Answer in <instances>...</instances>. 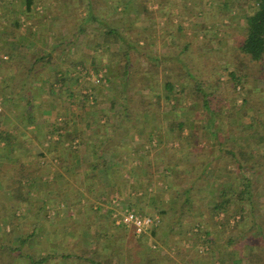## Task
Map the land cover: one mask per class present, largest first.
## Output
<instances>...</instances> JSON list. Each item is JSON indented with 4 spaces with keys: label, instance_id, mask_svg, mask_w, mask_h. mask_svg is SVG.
<instances>
[{
    "label": "trees",
    "instance_id": "1",
    "mask_svg": "<svg viewBox=\"0 0 264 264\" xmlns=\"http://www.w3.org/2000/svg\"><path fill=\"white\" fill-rule=\"evenodd\" d=\"M63 1L66 2L63 4V9L64 11L67 10L65 16L68 23H74V26L71 27L72 29L79 28L80 32L89 34L90 29L96 26V29L98 28V33L95 34L97 48L103 46L111 47L113 45L121 46L120 50L117 49L110 53L112 62L116 66L121 65L124 73L121 78L110 80L114 83H120L119 97L111 102V108L114 109L118 104L121 108L124 107L123 111H117L118 113L109 115L110 120L117 119L119 121L118 124H112L114 130L119 126L123 114H125V118L131 116V109L127 106L128 102L125 98L126 93H130L134 103L138 104V108L135 110L137 123H140V126L144 125L139 130L148 131L149 139L152 140L151 135H161L160 127L165 123L168 127L166 132L168 131L170 136L169 141H173L175 135H178L176 139L181 145L179 149L174 150V153H170L167 148L164 151H160L161 153H157L155 159L157 162L158 159H163L162 168L160 169L159 165H157L156 169L151 171L152 166L147 163L145 164L147 172L140 179L142 183L146 184L144 188L148 189L155 181V177H158L161 173L172 178L171 184L174 192L170 196L168 205L165 207L160 205L161 200L157 191L150 194V202L146 205L157 208L153 216L157 217L159 221L156 220V223L151 226L148 233L144 234L142 238L146 235L155 238L164 229L167 232L166 238L168 241H166L169 247L175 251L176 256L174 258L172 257L171 259L169 256L159 255L157 248L146 242L144 243V239L137 244L136 241L139 237L121 239L118 235L126 225L116 224L115 221H112L114 225L113 232L110 235L105 230H96L95 232L85 230L82 247L65 257L73 259L74 264H182L185 256H187L191 264H200V262H197L198 250L196 249L194 253H191L189 251L191 247L184 246L182 243L186 232H190L195 235L196 241L202 243L207 248L206 250L215 255V257H218V236L222 234L226 236L227 234L226 237L228 238L223 256L219 258L216 264H264V255L255 247L256 242L252 240V236L245 238L239 243L238 237L235 236L236 232L243 233L246 231L245 233H247L248 231L253 232L256 230V227L250 224L249 219L250 213L253 211V176L264 177V89L244 87L240 92L243 104L238 109H234V112L232 111L233 113H230L228 117H225L220 114V110L224 108H219L222 100H219L220 97L214 98L215 91L211 89V85L203 84L201 80L196 81L195 85L190 88V93L187 94V81L184 78H194L188 66L182 64L179 60L177 62L164 63L160 60V57L155 56L150 61L154 62L157 67L151 68L153 72L149 75L142 74L138 87L132 91V87H129V79L135 61H131V57L134 54L144 57V53H140L139 49L135 48L133 39L128 35V29L131 28L132 30L133 26L138 25V10L125 11L123 8L127 6V3H123L122 0H116L120 6L125 5L121 11L123 14L120 15L123 17V24L117 25L116 23L111 24L91 12L92 0ZM251 2H254L256 7L253 12L247 13L245 16V25L242 26L244 35L239 45V53L249 56L253 61L259 62L261 73H264V0H193L194 4L198 3L201 5L200 18H202L201 22L204 27L208 24H214L215 21H223L239 5L248 6ZM21 3L23 6L20 13L32 12L36 4L35 0H21ZM65 4H67L66 8ZM213 5L215 7L212 9ZM147 7L145 4L144 9H147ZM80 9L87 10L88 13H82L83 15L81 14L77 18V15L80 14ZM14 10L16 13L19 12L17 8H14L13 13ZM183 10L185 11V9ZM78 19L80 22H78ZM11 22L14 27L25 30V21H21L20 18L11 17ZM65 26L66 24L62 26L63 29ZM178 28L182 31V24ZM223 30L225 31V28ZM204 35L210 38L207 32ZM0 41L5 42L1 37ZM239 53H236V56H239ZM97 58L98 56L95 55L88 60V65L93 67L96 73H98L99 63ZM78 60L73 59L70 63L72 67H68L69 69H66V71L65 69H58L55 72L50 71L45 75L46 78L43 82H49L52 87H57V89H60L62 85L67 86V98L72 100V103L78 100L79 107L82 109L87 107V100L90 98L92 90L87 91L86 95L77 97L76 100L74 87L67 85V82H71L72 79H80L82 76L76 75V72H80L79 66L84 67L87 69V73L91 74L88 66L84 65L86 60L83 58H78ZM36 62L43 63L44 67L49 66L53 62L52 52L41 53L37 57ZM228 62L232 61L228 60ZM232 64L233 67L227 69L228 75L229 79L233 81L234 87H237L242 83L244 75L239 71L234 61ZM242 64L247 69L245 63ZM66 72H71L69 77L66 76ZM245 74L247 77L251 73L248 74L246 72ZM59 82L62 83L61 86H56L55 84ZM114 88H118L117 85ZM129 90L130 92H128ZM189 99L205 112V128L214 130L212 132L215 133L216 142L218 141L217 149L211 153L207 161H191L192 153L200 152L198 144L188 149L187 145L180 141L181 139L179 138L185 129L189 127V133L187 134L189 138L195 134L188 118L183 119L180 117L184 108H187V100ZM152 105L156 107V110H152ZM29 110L32 113L34 109L31 108ZM169 111H172L173 115ZM164 112H166L165 115H163ZM56 115V122L44 127V129H47L46 135H50V138L46 139V141L51 147L49 150H51L50 153H53L52 157L60 160L58 153L75 151L72 144L74 138L70 139L69 145L62 143L65 135L68 133L72 135L79 134L70 127L73 122L72 117L67 115L59 123L58 116L62 115V113H57ZM166 116L169 117L167 122L164 120ZM246 119H248V122ZM152 120L156 121L155 125L150 123ZM2 123L3 121L0 119V199L3 197L5 187L3 177L6 172L10 171L9 168L14 170V175L10 179L16 185V187L11 189V193L14 198H20L26 189L24 180L33 181L34 173L40 168V163L45 162L43 159L47 156L45 153L29 156L28 159H33V161L26 165L15 153L20 145L18 135H24L22 134L23 132L20 130L19 133L11 131L8 128H4ZM216 123L221 131L228 123V133L219 131L216 128ZM158 124L159 126H157ZM131 127L135 131L138 129L134 125H131ZM139 134L142 135V133ZM53 135H57L58 138H53ZM234 138L235 140H233ZM19 159L22 161L18 170L16 166L14 167V164ZM66 162L62 168L67 173L70 169V162ZM67 167L68 169H66ZM198 179L203 180L205 185L203 184L199 187L196 184ZM212 179V183L217 184L215 189L209 188V181ZM207 182L209 183L207 184ZM196 185H198L197 188ZM75 194V197L71 199V204L73 205H76L81 200L80 194L78 192ZM137 208L142 209L143 207L139 205ZM87 210L89 211V208ZM139 212L141 211L139 210ZM33 233L26 237H17L16 240H19V243L15 247L1 242L2 239L0 237V253L2 255L0 264H13L22 257L24 258V246L33 236ZM259 233L264 234L262 231ZM262 237L263 235L260 238ZM107 239L111 240L110 246L105 241ZM199 254L200 256L202 255L201 251ZM50 257V255L42 258L28 256L30 264H42L45 262L47 264V260Z\"/></svg>",
    "mask_w": 264,
    "mask_h": 264
},
{
    "label": "rangeland",
    "instance_id": "2",
    "mask_svg": "<svg viewBox=\"0 0 264 264\" xmlns=\"http://www.w3.org/2000/svg\"><path fill=\"white\" fill-rule=\"evenodd\" d=\"M35 2L36 4L32 12L20 13V10L23 6L21 0H0V29L1 31H9V29H12V32L15 33L14 35L16 37V41L12 43L14 47L12 52L13 55H15V58L9 60V56L2 55L3 61H8L3 63L6 64L7 67H10L12 72H15L16 70V72L21 73L20 75L15 74L16 76L9 81L13 85L12 92L19 93L18 85H20L23 81L24 84L27 82V84L30 83L34 85L37 78L38 80H45V75H47L50 71L55 72L58 69H65L66 71V69H69L68 67H72L70 63L73 59L76 61H79L78 58L85 59L86 61L84 65L88 66L89 73L91 74L87 73V69L79 66L78 68L80 72H76V75H79V77L80 75L82 76L80 79H72L71 82H67V85L74 87L76 91V100L77 97L86 95L87 91L89 92L92 90L90 92L91 96L87 100V107L80 109L78 100L75 103H72L73 101L69 100L66 95L67 86H61L62 83L59 82L55 84L56 86L59 85L62 88L57 89V87H52L49 82H43L45 88L42 93L49 95V97H52L53 99L57 98L59 102H62V104L66 106V108L61 110L62 115H59L58 117L60 119L62 118V120H59V123L63 121L66 115H69L73 118V122L70 124V127L71 129L75 128L74 131L79 135H130L131 137L134 136L136 139H139L140 137L137 138V136L140 135L139 133H142L143 139L140 141V143L142 142L143 148L141 149L140 154H142V158L144 157L143 160H145V164L151 163L152 166L154 163L151 171H154L157 165H159L161 169L163 159L160 158L157 162L155 157L157 156V153H161L160 151H164L166 148L167 150L169 149L170 153H174L175 149H179L181 145L176 139L178 135H175V139L173 141H169L170 136L168 135V131L166 132L168 127L164 123L160 127L161 135H151L152 140H150L148 131L144 132L139 130L144 125L140 126V123H137L138 121L135 110H137L136 108H138V104L134 103L130 93H126L125 98L128 102L127 106L131 109V116L125 118V114H123L124 119L121 117V122L119 126L115 128V130L112 124H118L119 121H117V119L113 121L109 119V115L118 113L117 111L121 112L124 108H121L119 104L114 109L111 108V102L113 100H117L119 97L120 83H114L110 80H117L118 78H121L124 73L121 65L116 66L112 62L110 53L117 49L120 50L121 46L113 45L111 47L103 46L101 48H97L95 34L98 33V28L96 29V26H93L92 29H90L89 34L80 32L79 28L72 29L71 27L74 26V23H68L67 17L65 16V12L67 10L64 11L63 9V4L66 3L65 1L35 0ZM137 2L139 5H141V11L138 10V25H135V27L133 26L132 30L129 28L128 35L133 39L134 45L136 46L135 48L139 49L140 53H144V57L137 56L136 54L131 57V61H135L131 69V80L129 79V87H132V91L138 87L140 79L142 78V74L149 75L153 72V69L157 67L154 62L150 61V59L155 56L160 57V60H162L164 63H169L170 61L177 62V60H179L182 62V64L188 66L189 71L193 74L194 78H184V80L187 81V94L190 93V88L195 85L194 83L196 81L201 80L203 84L211 85V89L215 91V94L213 95L214 98L220 97L219 100H222L219 108H224L223 110H220V114L225 117H228L230 113L234 112V109H238V107L243 104L240 92L244 87L264 89V73H261L260 63L251 60V58L247 55L239 53V45L244 35V32H242V26L245 25L246 14L255 10L256 6L254 2H251L248 6L239 5L238 8L231 12V14H228V16L223 19V21H215L214 24H208L205 27L201 22L202 18H200L201 5L198 3L194 4L193 0H137ZM92 3L91 12L97 14L101 19L109 21L111 24L115 22L123 24V17L120 16L123 14V12L121 13L122 8H120V5L116 0H92ZM102 3H105L109 10L102 9ZM108 3L111 6H109ZM145 4L148 6L147 9H144ZM66 7L67 4H65V8ZM214 7L215 6L213 5L212 9ZM14 8H17L19 12L16 13L14 10L13 13ZM183 9H185V11ZM86 12L87 10L80 9V14L77 15V18L81 16L82 13ZM11 17L20 18L21 21H25V30L14 27V24L11 22ZM78 22H80L79 19ZM65 24L66 26L63 29L62 26ZM180 24H182L183 27L182 31L178 28ZM224 28L225 31L223 30ZM205 32L208 33V36L210 35V38L204 35ZM73 33L75 34L72 35ZM209 39L213 40L209 41ZM33 42H35V45ZM41 44L44 45L42 46ZM43 52H52L53 54V62L47 67H44L43 63L41 62H36L37 57H39ZM236 53H239V56H236ZM95 55L98 56V73H96V70L93 67L88 65V60ZM228 60L232 62L234 61V64H237V68L244 75L242 83L237 87H234L233 81L229 79L227 69L232 68L233 64L232 62H228ZM241 62L245 63L247 69L244 68ZM246 72L251 74H247L248 76L246 77ZM70 73L71 72H66L65 74L67 77H69ZM24 74H26V76H24ZM99 74H103V77L100 78V81H97ZM2 84L4 85L5 83ZM116 85L118 88L115 89L114 87ZM29 87L30 85H27V88ZM128 92H130V90ZM151 97L154 98L153 95H151ZM151 108L152 110H156L154 105H152ZM87 111L90 114L88 117L85 116ZM91 111L92 113H90ZM169 112L173 115L172 111ZM182 113L188 118L190 125L194 127L195 131V134L189 138V135L187 134L189 133L190 127L186 128L184 133L179 137L181 139L180 141L186 144L188 149H191V146H195L194 141L196 139L193 138V136L199 137L200 135L215 134L212 132L214 130L205 128V112L196 104H194L191 99L187 100V108H184ZM165 114L166 112H164L163 115ZM4 117L5 113L3 115V119ZM168 119L169 117L166 116V119H164L165 122H167ZM53 121L56 122V119L54 118ZM246 121L248 122V119H246ZM49 122L54 124V122L51 121V117H49ZM150 123L155 125L156 121L154 122L152 120ZM3 124L4 126L6 125L5 127L11 131L19 133V128H17L18 126L15 125V123L8 125L6 122H4L2 125ZM131 125L138 127V129L136 131L134 129L132 130ZM227 125H225V128L223 127L221 131L219 130V126L216 123V128L222 133H228L225 131V129H228ZM157 126H159V124ZM22 132L24 135H29L26 130ZM40 135L41 137H39L38 141L41 140L43 142L45 139L50 138L49 135H46V131H41ZM43 135L46 136L43 137ZM66 135L72 134L68 133ZM211 142H213V145H206L205 149L207 152L200 146L199 142L198 147L200 152H196V154L192 153L191 161H207L211 153L215 152L217 149L216 146L218 141L216 142L215 136L214 140L210 141L209 143ZM46 143L48 142L46 141ZM72 144L79 147V140H74ZM190 144L192 145L190 146ZM140 157H138V160L142 159H140ZM20 159L14 164L16 169L23 160L22 159L20 161ZM50 159L54 161L52 157L46 158L47 161L49 160L48 162L51 161ZM27 161L31 162L33 159H29ZM50 164L51 163L48 165ZM9 170L10 171L7 170L8 172H6L4 177L2 176L5 182L10 181V178H12L14 175V170H11L10 168ZM30 181L31 180H24L25 185ZM167 181H170L169 184ZM212 181L213 179L209 181L210 183L207 182V184H210L209 188L215 189L216 184L212 183ZM153 183L154 186L157 187H155L156 191L158 186L164 187V190L159 188V190L161 189V193L159 192V198L161 200L160 205L165 207L170 203V196L174 192L171 184L172 178H169L167 175L161 173L158 175V177H155V181H153ZM196 184H198L200 187V185H205V182L201 179H198ZM198 185H196V188ZM166 186H168V188ZM208 191H210V189ZM252 193L253 211L250 213L249 220L250 224L256 227V230L253 232L248 231L247 233H245L246 231L243 233L236 232L235 236L238 237V243L245 238L247 239V237L249 238V236H252V240L256 242L255 247L259 249L264 255V234L259 233L260 231L264 232L263 176H253ZM72 206L73 205H71V209ZM1 207L0 215H2L3 218L10 217L13 215L12 213L15 214V218L10 225L3 223L0 220L1 242L15 247L18 245V243H16V239L17 237H20L18 224L21 223V218L20 216H17V214L20 213V208L18 207V209H15L14 212L13 208H10L9 210H3L8 209V207L4 208L2 204ZM67 207H70V205H67ZM88 207L90 209V205H88ZM92 208L93 207H91V209ZM150 208H152L154 211L153 213L149 214H155V209L157 208ZM85 224L89 228H93L94 226L90 223ZM261 235H263L262 238H260ZM166 236L167 232L162 229L155 238L146 235L143 238L139 237L136 242L139 244L144 239V243L146 242L149 245L157 248L159 255H164L166 257L169 256L172 259V257L174 258V256H176L175 251L169 247ZM226 236L223 234L218 236V257H215V255L209 253V251L206 250L207 248H205L202 243L196 241V237L193 235V233L186 232L185 239L182 241V243L184 246L191 247L189 248L191 253H194L196 249L198 250L197 256H199L197 257V262H200V264H216L219 258L223 256V251L228 238ZM140 247L142 246L140 245ZM25 249L26 247H24V251ZM200 251L202 253L201 256L199 254ZM1 256L2 255L0 253V257ZM34 256L37 257L36 255ZM13 264H26V262L19 259ZM182 264H191L187 256H185V260L182 261Z\"/></svg>",
    "mask_w": 264,
    "mask_h": 264
},
{
    "label": "crops",
    "instance_id": "3",
    "mask_svg": "<svg viewBox=\"0 0 264 264\" xmlns=\"http://www.w3.org/2000/svg\"><path fill=\"white\" fill-rule=\"evenodd\" d=\"M122 1L127 3V6L123 8L125 11L141 9L137 0ZM108 5L111 6L109 3ZM124 6H120V8ZM101 8L109 10L105 3L101 4ZM115 23L122 25L119 22ZM14 34L12 29L9 31L0 29V37L5 41L4 43L0 41V84L5 83L0 85V119L8 125L15 123L20 131L26 130L29 134L18 135L20 145L15 152L28 165L29 156L40 153H45L47 157L53 156L46 139L45 142L38 141V139L41 137V131L47 130L44 127L51 125L49 117L52 122H55L53 119L57 115L55 117L54 115L61 113V110L66 106L57 98L53 99L42 93L45 88L42 79L38 80L37 78L34 85L27 84V82L24 84L23 81L18 85L19 93L12 92L13 85L9 81L16 76L15 74L20 75L21 73L16 70L12 72L10 67L4 64L8 61H3L2 55L9 56V60L15 58L12 52L14 50L12 43L16 41ZM33 44L35 45V42ZM27 85L30 87L27 88ZM31 108L34 109L32 113L29 110ZM3 112L5 113L4 119ZM85 114L87 117L90 115L88 111ZM181 117L187 118L183 113H181ZM5 126L3 124L4 128H6ZM52 137L58 138L57 135ZM72 138L79 140V147L73 145L75 151L58 153L60 160L52 157L54 161L50 159L51 161L48 162L47 157L43 159L46 162L40 163V168L34 173L33 181L26 183V189L20 198H14L11 193V189L16 187L15 183L11 180L5 182L4 194L0 199V210L1 204L4 208L8 207L3 210L13 208L14 212L19 207L20 213L17 214L21 218V223L18 224L19 236L26 237L34 232L24 246L26 247L23 252L25 257L20 259L26 264H30L28 258L30 255L34 258L50 255L47 264H74L73 259L65 256L82 247L85 230L92 232L105 230L109 235L113 232V202L115 200L127 207L140 210V213L153 215L149 213H153L154 210L146 204L150 202V194L156 191V186L153 183L148 189H145L146 184L140 181L144 173L147 172L144 157L142 158V154H140L143 148L142 142L140 143L143 135L137 136L140 140L130 135H65L62 143L69 145ZM193 138L196 139L194 144L197 145L200 142V146L205 149L206 145H213V142H209L214 140V135H200L199 137L193 136ZM138 157L142 159L138 160ZM66 161L70 162V169L67 173L62 168L67 163ZM49 163L51 164L48 165ZM17 167L19 170L20 165ZM166 187L168 188V186ZM159 188L164 190V187L158 186V193L161 190ZM77 192L82 200L81 203L73 205L71 199ZM71 205L74 206L72 209ZM88 205L93 207L89 211L87 210ZM139 205L143 208H137ZM12 214L7 218L0 215V220L10 225L15 218V214ZM85 223L94 226L89 228ZM142 236L135 233L131 226L123 228L118 235L121 239ZM105 241L110 246L111 240ZM16 243H19V240ZM42 264H46V262Z\"/></svg>",
    "mask_w": 264,
    "mask_h": 264
},
{
    "label": "built area",
    "instance_id": "4",
    "mask_svg": "<svg viewBox=\"0 0 264 264\" xmlns=\"http://www.w3.org/2000/svg\"><path fill=\"white\" fill-rule=\"evenodd\" d=\"M102 77L103 74H99L97 81H100ZM113 209V220L115 223L133 227L135 233L139 236L148 233L151 226L158 220V218L153 215L140 213L136 209L127 207L117 200L113 202Z\"/></svg>",
    "mask_w": 264,
    "mask_h": 264
}]
</instances>
